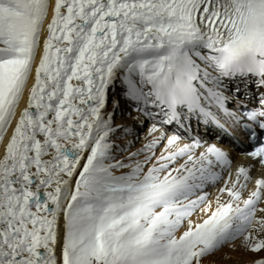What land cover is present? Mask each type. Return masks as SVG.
Here are the masks:
<instances>
[{
    "label": "snow or ice",
    "instance_id": "obj_1",
    "mask_svg": "<svg viewBox=\"0 0 264 264\" xmlns=\"http://www.w3.org/2000/svg\"><path fill=\"white\" fill-rule=\"evenodd\" d=\"M226 247L264 264V0H0V264Z\"/></svg>",
    "mask_w": 264,
    "mask_h": 264
},
{
    "label": "bare ground",
    "instance_id": "obj_2",
    "mask_svg": "<svg viewBox=\"0 0 264 264\" xmlns=\"http://www.w3.org/2000/svg\"><path fill=\"white\" fill-rule=\"evenodd\" d=\"M127 108V107H126ZM120 115L119 110L117 111V115L116 117ZM115 117V122L117 121ZM129 122H132V117H130L129 120H127ZM119 123V122H118ZM134 124V122H133ZM147 127V125H145L144 129H142L144 131V133H142L143 135L146 134L147 130L145 129ZM142 135V136H143ZM237 244L239 243V241L236 242ZM224 252H228L230 258L228 259H219V257H221V254ZM218 254V257H216ZM259 255H264V253H260ZM254 255L252 253L249 252H245L241 249H237L236 251H230L228 248L224 249L218 253H215L214 256L209 257V259L211 260H215L216 264H247L248 261H250L251 259H254Z\"/></svg>",
    "mask_w": 264,
    "mask_h": 264
},
{
    "label": "rangeland",
    "instance_id": "obj_3",
    "mask_svg": "<svg viewBox=\"0 0 264 264\" xmlns=\"http://www.w3.org/2000/svg\"><path fill=\"white\" fill-rule=\"evenodd\" d=\"M121 108L122 109H125L126 111H129L130 109H127L126 108V105L124 104V102L123 101H121ZM133 116H135V115H132V116H128V115H118L117 117H116V123L117 124H121V123H123V124H131V125H133V126H135L134 124H133V121L132 122H129V121H127V120H129L130 119V117H133ZM133 120V119H132ZM119 122V123H118ZM146 130H147V127L145 128ZM141 137H143L142 136V133H141ZM138 144H139V142H138ZM138 146V145H137ZM224 249H227V247L226 248H222V249H220V251H222V250H224ZM219 251V252H220ZM218 253V252H217ZM216 257H218V254H217V256ZM221 257H219V259H220Z\"/></svg>",
    "mask_w": 264,
    "mask_h": 264
}]
</instances>
